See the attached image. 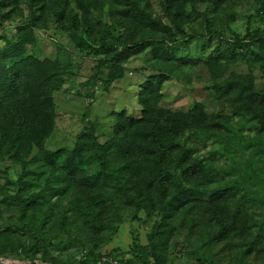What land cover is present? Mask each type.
<instances>
[{"label": "rangeland", "instance_id": "rangeland-1", "mask_svg": "<svg viewBox=\"0 0 264 264\" xmlns=\"http://www.w3.org/2000/svg\"><path fill=\"white\" fill-rule=\"evenodd\" d=\"M26 65L64 83L48 127L17 154L28 153V170L0 143V264H264V130L253 109L264 96V0H0V91ZM195 107L222 129L188 133L205 173L169 184L166 214L138 208L120 185L86 196L97 211L70 197L61 166L81 135L106 143L129 118L123 108L137 119ZM92 155L80 161L96 172ZM103 157L118 172L128 165ZM103 176L90 182L101 188ZM87 212L110 223L94 233Z\"/></svg>", "mask_w": 264, "mask_h": 264}, {"label": "trees", "instance_id": "trees-1", "mask_svg": "<svg viewBox=\"0 0 264 264\" xmlns=\"http://www.w3.org/2000/svg\"><path fill=\"white\" fill-rule=\"evenodd\" d=\"M126 47L122 44L120 49ZM113 60L114 58L107 60L106 64L111 65ZM22 69L23 71L16 69L12 73L13 78L6 93L0 91V143L2 147L12 150L11 153L14 155L11 158L19 159L18 162L22 165L21 171L28 170L29 155L25 153L19 157L17 154H20L24 147L33 149L34 141H37L35 137L39 136L36 128L41 130V133L48 127L53 115L52 94L64 83L54 70L44 74L40 67L29 70V66L26 65ZM110 77L108 81H103L104 85H113L116 82L115 76ZM262 107L263 110H261ZM255 108L264 130V96L256 102L253 109ZM125 110L120 112L129 118L123 121L121 129L106 143L92 141L83 134L78 141L77 151L74 150L65 156L61 171L71 177L73 187L69 189V192H72L70 197L80 196V200L87 203L89 208L96 209V206L103 208L102 204L93 202L86 196L95 190L101 194L105 189L115 188L112 185H120L117 187L127 191L128 198L139 204L138 208L152 209L159 206L162 209V202L167 199L169 184L173 182L183 188L188 185L187 182L201 180L204 176V161L198 159L197 152H193L192 135L188 133L192 131L196 133L202 129L208 131L222 128L212 122L213 117L199 107L187 112L163 109L154 112L150 108H145L137 119H132L134 117ZM249 110L250 108L247 107L246 111ZM234 122L236 121L233 118L232 125ZM93 153L97 155L94 160H98L100 165L96 172H92L95 168H89L80 161V159L87 161V157L93 159ZM107 153L110 156L114 155L115 160L117 157L122 158L125 161L123 163L128 164L127 167H123L118 172L119 165L116 166V163L103 157ZM46 154L50 157L53 155L49 152ZM68 169H71V174L67 172ZM206 174L209 175V173ZM101 175H104L103 181L107 183L101 188L93 186L90 181L100 178ZM60 181L55 179L53 186L49 189L59 190L57 186L60 185ZM153 186L155 188H152ZM67 191V189L64 190V192ZM45 195L44 192L43 196ZM37 199L34 200L35 203L39 201L41 203L43 200L38 195ZM20 203L27 205L24 197L20 199ZM167 207L168 205L163 206L161 210L165 211V214ZM84 221L94 225L92 228L94 233L97 229L98 232L104 229L106 224L110 223L109 216L101 215L98 218H92L88 212L84 216Z\"/></svg>", "mask_w": 264, "mask_h": 264}, {"label": "crops", "instance_id": "crops-1", "mask_svg": "<svg viewBox=\"0 0 264 264\" xmlns=\"http://www.w3.org/2000/svg\"><path fill=\"white\" fill-rule=\"evenodd\" d=\"M123 109H127V108H123Z\"/></svg>", "mask_w": 264, "mask_h": 264}]
</instances>
